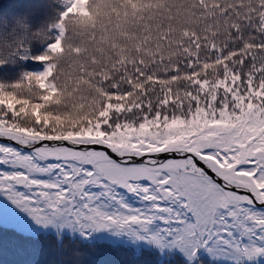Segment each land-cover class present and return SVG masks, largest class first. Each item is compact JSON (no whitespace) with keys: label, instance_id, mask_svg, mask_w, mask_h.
Instances as JSON below:
<instances>
[{"label":"snow or ice","instance_id":"snow-or-ice-1","mask_svg":"<svg viewBox=\"0 0 264 264\" xmlns=\"http://www.w3.org/2000/svg\"><path fill=\"white\" fill-rule=\"evenodd\" d=\"M26 61L0 225L264 259V0H40L0 24V70Z\"/></svg>","mask_w":264,"mask_h":264},{"label":"trees","instance_id":"trees-1","mask_svg":"<svg viewBox=\"0 0 264 264\" xmlns=\"http://www.w3.org/2000/svg\"><path fill=\"white\" fill-rule=\"evenodd\" d=\"M33 2L40 0H0V24H13ZM55 4V0H47ZM39 50V49H38ZM44 71V65L26 61L0 70V83L10 84L25 73ZM0 264H189L183 254L173 252L159 260L158 253L148 247L135 251L130 245L96 238H80L52 232L21 233L8 225H0ZM197 264H208L199 254ZM259 264H264L260 261Z\"/></svg>","mask_w":264,"mask_h":264},{"label":"rangeland","instance_id":"rangeland-1","mask_svg":"<svg viewBox=\"0 0 264 264\" xmlns=\"http://www.w3.org/2000/svg\"><path fill=\"white\" fill-rule=\"evenodd\" d=\"M8 214L9 213H8V211L6 209L5 210V216L7 217ZM5 225H7V224H5ZM44 231L45 232H52L54 234H57L58 236H61L62 234H68L70 236H78V237L82 238L78 233H72V232H70L68 230H64V231H62L60 233H57V231L54 230L53 228L44 229V228H40V227H34L33 230L30 233L34 234V233H37V232H44ZM92 238L101 239V240L109 241V242H112V243H122V244L130 245V246H132L134 248L135 251L139 250L141 247H148V248H150L152 250H155L158 253L159 260H161L163 258H168L169 256H171L173 254V252H177L179 254H182L179 250H171V251H165L164 255L161 256L159 250L150 247L146 243H142V242L141 243H132L129 240H127L126 238H117L115 236L108 235L107 233L94 234L93 236L90 237V239H92ZM83 239H85V238H83ZM199 254L200 255H204V256L207 257V255L203 251H201ZM260 261H264V259H261Z\"/></svg>","mask_w":264,"mask_h":264}]
</instances>
